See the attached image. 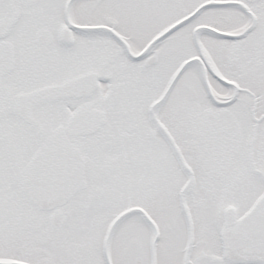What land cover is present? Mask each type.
Listing matches in <instances>:
<instances>
[{"label": "snow or ice", "instance_id": "obj_1", "mask_svg": "<svg viewBox=\"0 0 264 264\" xmlns=\"http://www.w3.org/2000/svg\"><path fill=\"white\" fill-rule=\"evenodd\" d=\"M0 264H264V0H0Z\"/></svg>", "mask_w": 264, "mask_h": 264}]
</instances>
